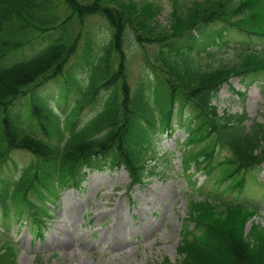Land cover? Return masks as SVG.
Returning <instances> with one entry per match:
<instances>
[{
	"label": "trees",
	"instance_id": "1",
	"mask_svg": "<svg viewBox=\"0 0 264 264\" xmlns=\"http://www.w3.org/2000/svg\"><path fill=\"white\" fill-rule=\"evenodd\" d=\"M229 4L217 0L177 14L165 32L118 0H0L1 228L29 224L43 238L54 199L62 189L79 187L88 169L123 168L130 189L145 184L156 174L153 139L172 132L177 108L187 109L182 168L200 172L208 183L215 179L218 187L191 201L194 227L186 229L180 250L185 259L176 264H264V244L255 247L208 222L257 213L260 202L235 199L249 182L264 188L251 176L264 166V125L249 128L246 112L221 115L214 103L233 78L264 76V46L255 44L264 41V0H243L232 9ZM96 20L107 27V39L95 37ZM234 38L239 41L232 44ZM130 39L154 77L134 89L128 80ZM55 80L66 100L74 95L64 118L41 93ZM58 103L67 105L60 98ZM95 103L100 110L79 123ZM224 151L229 155L220 159ZM16 153L31 159L13 175ZM233 194V200L223 199ZM1 237L0 264H12L4 252L14 242Z\"/></svg>",
	"mask_w": 264,
	"mask_h": 264
},
{
	"label": "rangeland",
	"instance_id": "2",
	"mask_svg": "<svg viewBox=\"0 0 264 264\" xmlns=\"http://www.w3.org/2000/svg\"><path fill=\"white\" fill-rule=\"evenodd\" d=\"M216 1L118 0L127 11L131 8L136 17L157 31L165 32L170 29L177 14L185 16L194 8L203 9ZM222 1L230 3L228 9H232L243 0ZM94 32L96 36L93 31L92 34L98 40L109 36L107 27L97 20ZM237 41L239 39L234 38L232 44ZM255 44L264 46V41H255ZM126 45L130 57L128 80L132 89L142 79L154 80L143 69L141 50L134 41L130 39ZM25 54H32V50H27ZM55 82L46 84L41 93L64 118L71 110L74 95H69L66 100V95L60 94L61 85ZM227 85L221 88L214 102L218 112L221 115L246 112L249 128L256 122L264 125V76L236 77ZM58 97L67 104L66 107L59 105ZM100 108L99 103L85 108L79 123L89 120ZM188 115L189 110L180 111L177 108L172 132L153 139L157 159L152 165L156 167V174L145 184L130 189L129 176L124 169H88L79 187L62 189L54 199L56 205L50 206L53 216L46 227L43 226V239L34 236V228L29 225L19 231L16 225H12L9 232L0 227L1 238L14 242L4 252L5 257L13 259L12 264H176L183 261L185 255L180 250L186 239V229L194 227V220L190 219L191 201L202 200L215 191L201 173L185 172L182 168L181 148L185 145ZM228 155L224 151L219 153V158ZM14 158L18 168L11 169L16 175L31 157L16 153ZM252 174L264 182V166ZM225 186L218 191H223ZM245 191V195L235 201L260 202V211H246L222 219L211 217L208 222L229 228L257 247L264 244V188L249 182ZM248 191H253V195L247 196L250 194ZM254 191L259 194L255 195ZM234 195L223 199L233 200ZM212 196L217 197L216 194Z\"/></svg>",
	"mask_w": 264,
	"mask_h": 264
}]
</instances>
